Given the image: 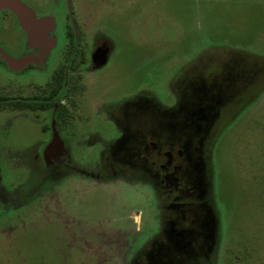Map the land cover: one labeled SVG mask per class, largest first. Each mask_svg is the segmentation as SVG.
<instances>
[{"label": "rangeland", "instance_id": "1", "mask_svg": "<svg viewBox=\"0 0 264 264\" xmlns=\"http://www.w3.org/2000/svg\"><path fill=\"white\" fill-rule=\"evenodd\" d=\"M138 3L81 0V20L114 40L119 86L98 98L142 84L165 110L134 102L121 143L119 126L102 142L89 131L62 133L86 136L68 144L66 162L95 168L105 152L122 162L106 182L55 168L33 120L0 114V264H264V0H146L145 15ZM1 42L14 57L29 44L18 22ZM30 90L0 85L12 96ZM160 184L168 201L201 190L204 207L191 219L186 207L171 209L169 222Z\"/></svg>", "mask_w": 264, "mask_h": 264}, {"label": "flooded vegetation", "instance_id": "2", "mask_svg": "<svg viewBox=\"0 0 264 264\" xmlns=\"http://www.w3.org/2000/svg\"><path fill=\"white\" fill-rule=\"evenodd\" d=\"M102 1H109L111 7H125L128 3L137 4L139 2L143 15L146 14L143 11L148 7L144 4L146 0ZM80 15L81 0H0V85L9 84L22 90L31 87L28 96L19 91L16 96L0 91V114L23 115L33 120L39 132L46 138L44 143L46 156L52 164H56L55 168H74L75 173L84 177L106 182L114 177L116 179L124 172L121 169L122 162L118 163L112 158L105 159L104 156H107L105 152L103 161L94 163L95 168L76 166L70 159L69 162L65 161V157L70 158L71 154L67 148L68 144L81 141L82 145L86 137L82 133L88 131L94 133V142H102L104 141L103 132H108L105 131L107 129L115 130L116 126H119L117 128L122 133L119 140L121 143L128 136L123 130L129 131V128H124L129 125L130 111L134 102L152 101V105L158 110H165V106L157 101L156 97L151 96L146 85L142 84L134 90V93L131 88L127 87L121 90L125 91L124 96L116 97V95L115 99H111L110 96V100L98 98L118 85L113 81L116 69L114 63L117 64V61L112 59L114 40L112 41L113 37L109 30L107 31L100 25L96 28L90 27L92 23L87 26L86 21L81 20ZM17 22L25 29L29 44L23 54L14 57L1 42V38L7 34L9 36L15 34ZM3 55H8L13 61L9 62ZM2 69L7 75L2 72ZM207 101L210 107L212 99H207ZM116 111L120 114L125 113L127 121L120 124L115 117ZM48 112H50L49 124H41L39 115ZM212 128L213 126H210L209 131ZM63 132L82 133L74 141H68L63 136ZM55 135L59 136V139L56 140ZM196 136H198L197 141L205 139L204 133L197 132ZM182 137L183 133H176L175 141H182ZM106 140L109 144L116 141L110 132ZM91 141L86 142L89 144ZM62 147L64 149H61ZM197 148L196 144V156L193 157V172H191L193 180L197 172L199 177V168L196 164L201 157H198ZM201 150L200 143L199 152ZM166 153L167 151H165V159ZM59 154H64V156L57 157ZM173 154L180 162V155H177L178 149L173 150ZM180 177L179 179L174 177L178 179V184ZM200 185L202 190V184ZM162 189L163 186L160 184L158 194L162 197L161 205L166 207L164 210L167 212L169 222L171 221V209L186 207L184 211L190 213L189 219H191L196 217L200 209L204 207V204H201L203 199L201 190L197 193V191L192 192L193 188L189 189V194L185 196L191 200L181 202L180 200H164L166 192H162ZM3 194L4 186L1 179L0 212L4 209ZM178 218L181 219L183 216L180 214ZM184 219L183 221L186 222ZM212 221L215 227L216 223L213 219ZM177 222L181 223L178 219Z\"/></svg>", "mask_w": 264, "mask_h": 264}, {"label": "water", "instance_id": "3", "mask_svg": "<svg viewBox=\"0 0 264 264\" xmlns=\"http://www.w3.org/2000/svg\"><path fill=\"white\" fill-rule=\"evenodd\" d=\"M3 56H4V58L7 59L9 62H12V61H13L12 58L9 57L8 55H3ZM57 135H58V134H57ZM55 139H56V140L59 139V136H56V135H55Z\"/></svg>", "mask_w": 264, "mask_h": 264}]
</instances>
